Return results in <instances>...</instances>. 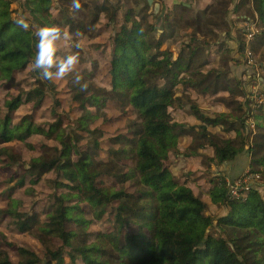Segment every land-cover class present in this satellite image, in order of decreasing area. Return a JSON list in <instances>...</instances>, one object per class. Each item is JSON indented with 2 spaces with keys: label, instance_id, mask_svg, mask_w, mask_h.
Masks as SVG:
<instances>
[{
  "label": "trees",
  "instance_id": "1",
  "mask_svg": "<svg viewBox=\"0 0 264 264\" xmlns=\"http://www.w3.org/2000/svg\"><path fill=\"white\" fill-rule=\"evenodd\" d=\"M10 3L11 0H0V82L14 83V73L33 62L39 39L37 31L55 25L56 21L50 13L51 0H23V7L36 26L35 29L25 28L21 22L28 18L20 14L21 18L13 17ZM222 4L225 13L230 0H212L200 13L212 12L216 5ZM242 5L241 1L239 7ZM106 6L96 7L97 11L108 12ZM171 7L182 12L193 5L173 0L165 10V24ZM114 8L113 14L118 7ZM149 8L148 18L159 19L157 14L160 13ZM252 12L264 24V0H252ZM97 16L94 15L92 22ZM123 17L124 24L113 38L106 71L110 89L100 88L89 94L80 91L73 95L82 113L77 127L87 131L94 138L92 142L79 145L81 135L77 132L70 135L65 128L59 129V120L47 129L34 126L26 116L12 122L11 113L22 99L16 96L3 102L6 112L3 116L0 114V142H24L31 134L39 133L48 139L55 138L60 148H54L50 155L30 159L25 169L32 183L44 173L53 171L56 175L50 181L53 201L43 221L36 212L20 211L19 201L10 195L7 197L10 203L6 213L12 224L17 231L27 232L37 239L43 248L42 257L20 248L17 263H11L7 253L0 249V264H66L65 255L69 264H264V194L258 188L246 182L241 186L247 188H241L237 196H232L229 183L234 182L236 175L230 180L218 171V183L208 193L211 202L224 212L206 214V202L180 183L164 165L177 149L182 134L198 129L197 136L202 141L194 148L213 147L211 163L222 165L242 154L250 167L264 166V105L252 106L251 95L242 88L238 91L227 84L219 86L220 78L227 75L225 72L214 68L200 76L195 71L193 75L199 78L187 77V87H197L202 93L211 88V94L221 90L237 95L227 102L223 100L232 111H221L210 117L198 105L190 103L189 110L199 123L186 125L174 121L169 109L183 107L174 88L181 82L178 74L188 71L192 65L196 53L194 43L190 44V38L183 47L191 46L192 51L184 54L182 47L173 57L170 49H161L164 43L161 36L166 28L155 37L151 32L157 28L147 20V15L138 19L132 9H128ZM77 28L82 30V26ZM69 55L72 54L67 51L64 59ZM76 56L78 61L82 59L81 55ZM42 69H34V75L40 76ZM38 80L39 84L28 92L36 105L48 91L46 81L39 77ZM260 83L264 89V79ZM108 98L130 106L138 119V127L133 131V139L123 135L114 137L116 147L109 150L112 157L103 161L96 158L102 131L87 125L88 120L96 118L89 108L102 106ZM233 110L239 114L232 115ZM249 117L257 128L252 135L246 123ZM207 125H219L224 132L234 131V136L213 133ZM191 152L197 154L196 150ZM120 157L131 159L133 165L123 169ZM105 176L115 178L119 186L105 185L102 179ZM129 180L135 192L125 189L124 183ZM22 182L20 179L18 184ZM108 208L113 212L111 228L93 233L90 226L99 221ZM131 225L136 226V233L124 230ZM210 228L218 233L208 232Z\"/></svg>",
  "mask_w": 264,
  "mask_h": 264
},
{
  "label": "rangeland",
  "instance_id": "2",
  "mask_svg": "<svg viewBox=\"0 0 264 264\" xmlns=\"http://www.w3.org/2000/svg\"><path fill=\"white\" fill-rule=\"evenodd\" d=\"M180 1L187 5L191 3L193 7L186 11L182 10V12L181 9L171 7L172 10L168 12L167 24H165V10L173 0H151L150 3L148 1L146 3V0H78L80 4L78 9L74 7L73 0H51L50 13L56 24L49 27L55 26L62 33L61 38L55 42L52 72L54 73L57 64L64 60L67 51L72 55H81L82 59H79L62 77L53 76L47 81L42 75L38 76L40 80L46 81L45 87L48 91L44 93L42 101L37 105L34 104V97L28 94L39 84L38 77L34 75L32 63L28 64L25 69L14 73V83L0 82L1 116L6 112L2 106L4 100L19 96L22 101L11 113L12 122L16 123L26 116L34 126L47 129L59 120L61 123L59 129L64 130L65 128L70 135L76 132L81 135L77 141L79 145L92 142L94 138L87 131H81L77 127V119L82 113L78 103L73 100V95L80 91L89 94L100 88L110 89L106 71L109 68L113 38L120 26L124 24L123 16L128 9H132L138 19L147 15V20H151L150 23L160 31V34H157L156 29L151 32V35L160 36L161 31L166 28L164 36H161L164 38L161 49H170L173 57L190 38V44L194 43L196 53L193 55L192 65L188 71L178 74L181 82L174 88L176 97L183 103V107L179 109H169L174 121L186 125L193 124L190 122L193 117L189 110L190 103L198 105L202 112L210 117H214L221 111L225 113H229L230 109L232 111V108L227 107L223 100L227 102L236 98L237 95H229L228 92L221 90L216 94H211V88L208 92L202 93L197 87L193 86L194 89L187 87L188 85L185 84L187 77L193 80L199 78L198 75H193L195 71H198L200 76L214 68L221 73L225 72L227 75L220 78L219 86L227 84L236 90L242 88L244 92L251 95L254 101L252 106L264 105V89L260 83L264 79V24L258 20L255 12L251 13L252 0H230L225 13V5L222 4V6L216 5L212 12L208 10L205 14L200 11L205 9L212 0ZM241 1L243 5L239 7ZM104 5H108L106 6L108 12L97 11L96 7ZM114 7L118 9L113 14ZM149 7L154 12L160 13L157 14L159 19L148 18ZM10 8L14 10L13 17L28 18L27 21L21 22L22 26L25 27L27 24L25 28H36L33 24L34 19L23 7V0H11ZM227 11H230L228 17ZM198 13L199 15H196ZM94 15L98 16L96 21L92 22ZM178 16L181 19L177 20ZM69 20L71 23L67 24ZM145 22L144 26L147 28ZM78 26H82V30H79ZM64 34H67V38ZM193 38L195 39L192 40ZM77 44L80 46L76 47ZM240 46H243L242 50L239 49ZM190 51H192L191 46L183 47L184 54ZM77 76L79 80L76 79ZM89 109L96 118L88 120L87 127H96L102 131L101 137L98 138L99 149L96 151V158L107 161L112 157L109 150L116 147L113 142L114 137L123 135L127 139H133V131L138 127V119L130 106L117 104L110 98L105 100L102 106ZM231 114L238 115L239 113L233 110ZM246 123L248 131L251 132L250 135L257 131L252 117H249ZM207 129L223 137L234 136V131L224 132L219 125H207ZM197 135L198 129L183 133L177 149L172 151L168 160L164 161V165L173 172L180 183H184L206 202V214L221 215L224 211L211 202L208 193L210 188L218 183L216 175L219 167L209 160V156L213 155V147L206 145L200 149L194 148L199 141H202ZM54 148H60L58 141L55 138L48 139L39 133L31 134L24 142H0V249L7 253L8 261L11 263H17L20 248L29 249L40 257L43 255V248L37 239L27 232L17 231L12 224L6 213L10 203L7 197L10 195L11 198L19 201L20 211L28 214L36 212L40 220H44L45 213L50 210L53 201L54 190L50 181L55 179L56 175L50 171L38 177L36 183H32L30 181L32 177L26 173L25 169L30 159L41 154L50 155ZM191 150H196L197 154H192ZM120 162L124 165L123 169L133 165L132 160L126 157H120ZM261 173H264L263 165H258L256 168L247 167L241 176L243 179L236 180V182L244 185L246 180L250 182L248 184L255 186L264 194V176ZM20 179L23 180V184H18ZM102 179L105 185L119 186L112 176H105ZM254 183L260 185L256 186ZM124 186L128 192H135L130 180L126 181ZM112 217L113 212L108 208L99 221L92 223L90 230L95 233L99 230L110 229L113 224ZM124 230L136 233V226H126ZM208 232L218 233L215 228H210ZM64 261L69 264L66 255Z\"/></svg>",
  "mask_w": 264,
  "mask_h": 264
},
{
  "label": "clouds",
  "instance_id": "3",
  "mask_svg": "<svg viewBox=\"0 0 264 264\" xmlns=\"http://www.w3.org/2000/svg\"><path fill=\"white\" fill-rule=\"evenodd\" d=\"M73 5L77 9L80 7L78 0H73ZM25 27H27V24H25ZM36 35L39 39L36 42L37 51L34 54L32 64L34 69H44L41 74L44 79H52L53 76L62 77L78 62V57L75 54L69 55L57 64L54 73L49 71L55 60V42L61 38L62 33L55 26H45L40 28ZM64 37L67 38V34H64ZM79 46V44L76 45V47ZM76 79L79 80V77L77 76Z\"/></svg>",
  "mask_w": 264,
  "mask_h": 264
},
{
  "label": "crops",
  "instance_id": "4",
  "mask_svg": "<svg viewBox=\"0 0 264 264\" xmlns=\"http://www.w3.org/2000/svg\"><path fill=\"white\" fill-rule=\"evenodd\" d=\"M190 122H192L194 124L195 122L197 123L198 121L193 116L192 117V120ZM219 133H221V132H219ZM213 156H214V151H213V155H211L209 157L211 158ZM246 160L247 159H246V156L245 155H242V154L241 155H238L232 161L225 162L222 165H218L219 168L217 169V171H222V173L226 176V178L227 179H230V180H231L232 176H235V175L236 176L233 179L234 181L240 180L241 178L243 179V177H241L242 174H243V172L247 169V167H250V166H248V160L247 161Z\"/></svg>",
  "mask_w": 264,
  "mask_h": 264
},
{
  "label": "built area",
  "instance_id": "5",
  "mask_svg": "<svg viewBox=\"0 0 264 264\" xmlns=\"http://www.w3.org/2000/svg\"><path fill=\"white\" fill-rule=\"evenodd\" d=\"M247 181L245 180L244 183H246ZM241 184H239L238 182L234 181L232 183H229V191L231 193L232 196H237L239 194V191L241 190ZM247 188L245 186H242V188Z\"/></svg>",
  "mask_w": 264,
  "mask_h": 264
},
{
  "label": "water",
  "instance_id": "6",
  "mask_svg": "<svg viewBox=\"0 0 264 264\" xmlns=\"http://www.w3.org/2000/svg\"><path fill=\"white\" fill-rule=\"evenodd\" d=\"M149 3L151 2V0H147Z\"/></svg>",
  "mask_w": 264,
  "mask_h": 264
}]
</instances>
